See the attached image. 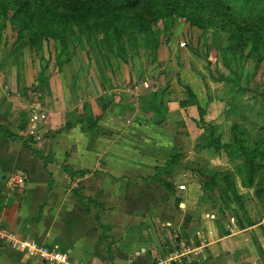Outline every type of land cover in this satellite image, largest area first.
Listing matches in <instances>:
<instances>
[{"label": "crops", "instance_id": "obj_1", "mask_svg": "<svg viewBox=\"0 0 264 264\" xmlns=\"http://www.w3.org/2000/svg\"><path fill=\"white\" fill-rule=\"evenodd\" d=\"M82 43L69 61L49 67L50 78L40 90L33 89L42 56L29 48L3 51L0 44V128L12 134L0 133V226L82 264L157 262L182 248L175 244L179 230L175 241L170 232L177 231L178 214L196 199L199 186L193 165H184L181 155L201 125L218 119L213 95L219 91L198 95L196 79L181 81L184 96L177 81L163 73L168 64H152L161 55L165 60L166 54L175 59L183 54L171 41L169 52L139 51L136 57L146 58L145 64H127L102 51L100 42L96 48L90 39ZM37 93H45L43 104L53 113L40 140V134H27L29 110L41 102ZM220 138L223 144L233 140ZM207 139L206 145L210 135ZM173 157L179 159L170 170ZM18 171L26 179L13 189ZM180 184L186 188L180 190ZM195 246L194 239L186 243L189 260L183 264L196 260L190 252ZM0 264L46 263L0 242Z\"/></svg>", "mask_w": 264, "mask_h": 264}, {"label": "rangeland", "instance_id": "obj_2", "mask_svg": "<svg viewBox=\"0 0 264 264\" xmlns=\"http://www.w3.org/2000/svg\"><path fill=\"white\" fill-rule=\"evenodd\" d=\"M246 1L226 0L232 5V12L235 15H240L243 12ZM263 3L264 1L261 0V6ZM9 28L0 30V44L3 51H18L29 48L26 51H31V54L36 53V56H42V65L47 67L48 65L49 67L57 66L59 62L64 61L62 58L58 60L56 55L52 57L50 62L46 61L51 54H55L59 50L55 43H51V45L44 43L42 50L30 48L28 44L19 42L16 33L13 34ZM159 29L161 43L156 51H168L171 41L174 45V51H182L183 54L178 52L176 59L174 55L168 56L166 54L165 60L163 59L164 55H161L154 58L152 64L158 65L160 68L168 64L163 73H168L171 75V80L177 81L184 96L187 94V88L182 82L189 83L195 79L198 95L204 93L205 96H208V93L214 94L219 91L213 95L216 103L214 110L218 113V119L212 125L209 124L210 122L201 125L203 128L198 130V137L196 140H187L186 151L181 155V161L184 165L189 161L193 165L194 168L191 170L196 181V187H199L196 188V199L191 201L192 204L185 209L183 215L177 213L179 216L177 231L175 230V233L170 232L171 241H175L179 230V238L175 244L182 248L177 251V257L181 259L177 264H183V260L187 257L186 251H188V247L185 245L192 242V239L196 242V249H190L196 259L193 264H264V193L260 197L256 195V186L259 181L257 179L253 186L248 184L246 173L249 170H246L245 159L241 162L237 159L239 157L237 150L217 151L210 143L206 145V141H209L207 137L210 135L208 128L213 127L215 134L222 136L227 142L230 137H233L235 126L238 127L237 132L241 139L248 144L260 143L259 145H264L262 144L264 142V99L261 96L264 85V42H260L256 50L250 51L248 59L237 67L246 74L253 73L259 65V70L256 69V80L253 79L252 82H249L243 77L241 85L237 86L224 79V77L230 76V69L224 65L220 52L227 42L224 33L191 28L180 18L176 20L165 19ZM167 37H170L169 44L166 43ZM86 39H90V45L93 48H96L100 42L102 51H112L103 34H97L94 31L75 36L68 34L70 57L72 51H78L81 42L83 45L84 42L86 43ZM109 39L113 41L112 32H110ZM181 42H186L187 46L181 48ZM138 46L139 51H147L148 49L154 51L150 43L148 44L144 36L141 35L138 36ZM151 58L153 57L151 56ZM133 60L137 64L147 62L146 58L134 57L129 64H132ZM176 62L179 64L180 71L177 75L173 72L177 69L175 64L173 65ZM158 67H155V70L159 69ZM190 76L194 77L191 78ZM33 90L40 89L34 88ZM39 93L41 94V92ZM177 94L180 95V92ZM33 97L32 95L28 96L29 101L34 102ZM39 97H41V102L36 100L35 103H41L47 111L46 104H43V99L46 97L45 93ZM219 97H223L224 100L221 101ZM258 163L263 169L257 172L256 177H264V161ZM191 170L190 166L184 169L188 173ZM227 171H233L235 175L239 176L237 177V192L243 208H240L241 206L235 199L233 200L234 196L231 193L221 196L218 187L212 190L205 187L212 182L214 173ZM206 193L212 197L210 198ZM175 207L177 208V206ZM159 216L161 217V215ZM228 237L232 239L230 244L224 242V238ZM187 258L189 260V257ZM150 264H161V262L158 258L157 262L153 260Z\"/></svg>", "mask_w": 264, "mask_h": 264}, {"label": "trees", "instance_id": "obj_3", "mask_svg": "<svg viewBox=\"0 0 264 264\" xmlns=\"http://www.w3.org/2000/svg\"><path fill=\"white\" fill-rule=\"evenodd\" d=\"M232 10V5L226 0H0V30L10 27L9 30L16 33L19 42L38 50H42L44 43H55L59 50L46 61L50 62L56 55L58 60L64 59L59 65L70 60L68 34L75 36L94 31L103 34L114 54L129 64L139 55V35L144 36L156 51L161 43L159 26L165 19L180 18L191 28L226 35V45L220 52L224 65L230 69V76L224 79L240 86L243 77L249 82L256 80V69L259 70L257 65L253 73L244 74L237 67L248 59L250 51L256 50L259 43L264 42V3L261 6V0H247L240 15L233 14ZM110 32L113 41L109 39ZM169 39L167 37V44ZM48 69L49 65H42L37 79L39 84L35 88L42 89L49 80ZM189 92L193 98V92ZM261 96L264 99V85ZM237 128H233V140L228 144L221 142L213 127L208 128L210 145L217 151L237 150L244 157L246 170H249L246 173L248 184L253 186L258 179L256 195L260 197L264 193V177H256V174L263 169L258 162L264 161V145L248 144L241 139ZM0 133L12 137L4 127L0 128ZM177 158L169 161L168 169L173 170ZM214 174L213 181L205 187L211 190L218 187L221 196L231 193L233 200L243 208L237 192L239 176L233 171ZM260 252L263 254L261 249Z\"/></svg>", "mask_w": 264, "mask_h": 264}, {"label": "built area", "instance_id": "obj_4", "mask_svg": "<svg viewBox=\"0 0 264 264\" xmlns=\"http://www.w3.org/2000/svg\"><path fill=\"white\" fill-rule=\"evenodd\" d=\"M187 46L186 42H181L180 47L185 48ZM41 103L32 104L29 114V126L27 129V134L32 136H38V140L45 138L47 130L44 129V126L48 121L53 117V113L47 109ZM26 179V174L22 171L16 172L11 179L12 188H18L23 185ZM180 190L186 188L185 185L179 186ZM0 242H3L8 245L11 250L21 251L26 253L29 256H33L41 260L46 264H82L80 262L71 260L69 255L60 252L57 249L40 245L32 239H22L17 233L10 231L4 227L0 226ZM177 251L170 252L165 258L159 259L161 264H177L181 259L177 257Z\"/></svg>", "mask_w": 264, "mask_h": 264}]
</instances>
